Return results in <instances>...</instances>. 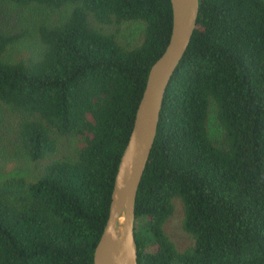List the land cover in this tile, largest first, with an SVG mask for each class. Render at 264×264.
<instances>
[{
    "label": "trees",
    "instance_id": "obj_1",
    "mask_svg": "<svg viewBox=\"0 0 264 264\" xmlns=\"http://www.w3.org/2000/svg\"><path fill=\"white\" fill-rule=\"evenodd\" d=\"M199 2L138 189V264H264V0ZM14 8L46 14L34 35ZM172 26L171 0H0V157L38 171L0 179V264H93Z\"/></svg>",
    "mask_w": 264,
    "mask_h": 264
},
{
    "label": "water",
    "instance_id": "obj_2",
    "mask_svg": "<svg viewBox=\"0 0 264 264\" xmlns=\"http://www.w3.org/2000/svg\"><path fill=\"white\" fill-rule=\"evenodd\" d=\"M169 43L152 65L134 126L114 181L109 216L94 251L93 264H138L136 201L158 131L167 87L197 27L199 0H171Z\"/></svg>",
    "mask_w": 264,
    "mask_h": 264
},
{
    "label": "rangeland",
    "instance_id": "obj_3",
    "mask_svg": "<svg viewBox=\"0 0 264 264\" xmlns=\"http://www.w3.org/2000/svg\"><path fill=\"white\" fill-rule=\"evenodd\" d=\"M38 13V14H37ZM66 11H63L62 14H65ZM46 17L45 13L36 12L35 10L30 11L26 10V12L22 11L19 8H14L11 11V15L9 19L14 23L19 25L20 30H28L29 33L35 34V25L37 22H40ZM133 28H138L137 25H131ZM34 44V38L31 40ZM36 43V42H35ZM5 122L8 123L11 121V116H9L8 112H5ZM211 128L213 135L222 138V132L214 117H211ZM0 143L2 147L5 145L4 137H0ZM21 153L16 155L12 148L6 152L5 156L0 157V179L16 175V176H27L29 178L35 177L37 174V169L34 165L28 163V160L25 157H20ZM15 156V157H12ZM18 161V163H17ZM16 166V167H15ZM183 220H184V210L183 205L179 200L175 201V210L171 219L166 224L165 228L167 233L171 236L173 241L181 248L184 249L190 246V237L185 232L183 228ZM136 226L138 228H142L144 226L143 220H137Z\"/></svg>",
    "mask_w": 264,
    "mask_h": 264
}]
</instances>
